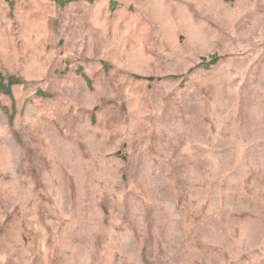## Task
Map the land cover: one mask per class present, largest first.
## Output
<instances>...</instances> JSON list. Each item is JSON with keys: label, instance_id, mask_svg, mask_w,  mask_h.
<instances>
[{"label": "rangeland", "instance_id": "1", "mask_svg": "<svg viewBox=\"0 0 264 264\" xmlns=\"http://www.w3.org/2000/svg\"><path fill=\"white\" fill-rule=\"evenodd\" d=\"M0 264H264V0H0Z\"/></svg>", "mask_w": 264, "mask_h": 264}, {"label": "trees", "instance_id": "2", "mask_svg": "<svg viewBox=\"0 0 264 264\" xmlns=\"http://www.w3.org/2000/svg\"><path fill=\"white\" fill-rule=\"evenodd\" d=\"M10 81L13 82L12 79H10Z\"/></svg>", "mask_w": 264, "mask_h": 264}]
</instances>
